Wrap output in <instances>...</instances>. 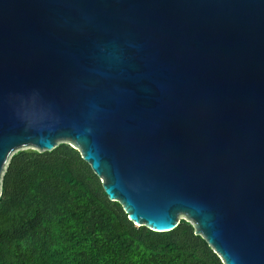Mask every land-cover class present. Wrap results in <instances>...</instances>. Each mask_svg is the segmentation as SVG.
<instances>
[{
	"label": "water",
	"instance_id": "1",
	"mask_svg": "<svg viewBox=\"0 0 264 264\" xmlns=\"http://www.w3.org/2000/svg\"><path fill=\"white\" fill-rule=\"evenodd\" d=\"M61 142L136 225L264 264V0H0V196Z\"/></svg>",
	"mask_w": 264,
	"mask_h": 264
},
{
	"label": "trees",
	"instance_id": "2",
	"mask_svg": "<svg viewBox=\"0 0 264 264\" xmlns=\"http://www.w3.org/2000/svg\"><path fill=\"white\" fill-rule=\"evenodd\" d=\"M0 264H225L194 225L157 232L111 200L69 142L14 153L1 178Z\"/></svg>",
	"mask_w": 264,
	"mask_h": 264
}]
</instances>
